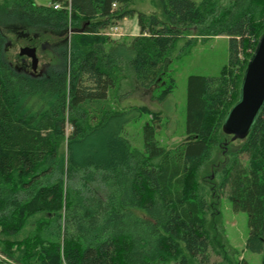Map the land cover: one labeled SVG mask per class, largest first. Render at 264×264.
Instances as JSON below:
<instances>
[{
  "label": "trees",
  "instance_id": "16d2710c",
  "mask_svg": "<svg viewBox=\"0 0 264 264\" xmlns=\"http://www.w3.org/2000/svg\"><path fill=\"white\" fill-rule=\"evenodd\" d=\"M157 1L165 20L132 7L133 0L0 4V17L49 30L45 41L60 43L62 65L39 77L16 69L5 58L0 25V264L207 262L210 248L220 251L206 214L220 210L198 176L215 147L226 156L215 165L222 170L217 191L247 213L246 248L262 254L264 264V108L239 148L221 141L264 32V0ZM133 16L141 35L130 43L102 36ZM193 28L195 37L228 36L229 62L220 76H189L186 141L167 149L149 122L143 148L135 147L127 126L149 108L112 107L118 67L128 61L142 87L166 83V59ZM172 90L168 85L158 98ZM31 219L35 230L14 239Z\"/></svg>",
  "mask_w": 264,
  "mask_h": 264
},
{
  "label": "rangeland",
  "instance_id": "374dc122",
  "mask_svg": "<svg viewBox=\"0 0 264 264\" xmlns=\"http://www.w3.org/2000/svg\"><path fill=\"white\" fill-rule=\"evenodd\" d=\"M35 1L37 4L51 5L54 0ZM195 1L200 3L202 0ZM4 2L5 0H0V4ZM225 2L227 0H221V3ZM132 7L149 14L154 13L165 20L161 4L157 0H133ZM0 19V25H2L7 36L4 49L5 58L13 67L18 70L34 72L32 59L20 53L21 49L27 46L35 47L37 50L38 69H40L38 75H47L51 68L62 66L58 63L56 54V46L60 43L45 41V34L49 33V30L31 28L25 20L19 17L7 18L2 16ZM122 21L117 24L119 28ZM195 30V28L186 30L167 57L165 67L167 73L163 75L166 83L159 82L158 85L150 88L142 87L128 61H123L119 65L121 81L116 90L111 89L110 91L109 102L112 107L124 109L128 105H145L149 108L138 120L127 126L128 137L133 146L143 148V126L149 122L155 125L157 140L167 149L175 148L190 137L186 132L188 78L192 74L220 76L224 66L228 64L230 56V39L228 36L195 37ZM104 34L102 36H110L107 32ZM124 34L121 32V37L117 40L125 39L127 43H130L135 37L141 35V33L139 35L128 33L126 36ZM190 37H195V39L187 44L186 42ZM58 39L60 40V38ZM56 58L57 61L54 62ZM168 85H173L172 92L164 99H159L158 95ZM71 130V125H67V134ZM221 141L222 146H229L231 150H236L243 142L241 139L232 140L230 135H225ZM64 145L66 146V144ZM103 149L106 150L107 145L103 144ZM223 150L222 147H215L213 157L198 176L202 180L203 186L209 189L207 192L209 200L211 202L219 201L216 208L220 210L219 213L215 209L214 214L210 212L206 214L208 229L211 234L214 233L216 249L220 253L218 255L210 248L209 259L203 264H219V262H224V259L228 264H263L262 254L251 252L246 248V240L249 235L247 213L234 211L231 200L227 196H220L217 191V183L220 181L222 170L215 165L225 160L226 156ZM90 151L88 147L83 148L85 153ZM212 187L216 188L215 191ZM35 228L34 220L31 219L23 229V234H19L14 239L24 238ZM16 255H18V251ZM193 264H199V262L194 261Z\"/></svg>",
  "mask_w": 264,
  "mask_h": 264
},
{
  "label": "water",
  "instance_id": "95a60500",
  "mask_svg": "<svg viewBox=\"0 0 264 264\" xmlns=\"http://www.w3.org/2000/svg\"><path fill=\"white\" fill-rule=\"evenodd\" d=\"M21 55L32 59V69L38 68L35 47H24ZM264 108V32L245 70L239 100L230 109L223 122V131L232 140L244 139L250 133Z\"/></svg>",
  "mask_w": 264,
  "mask_h": 264
},
{
  "label": "crops",
  "instance_id": "0c3cea01",
  "mask_svg": "<svg viewBox=\"0 0 264 264\" xmlns=\"http://www.w3.org/2000/svg\"><path fill=\"white\" fill-rule=\"evenodd\" d=\"M121 23L122 24H120V29H121L122 33H125L124 34L125 36L128 33L132 34V35H139L140 34V27L138 24L137 16L125 18ZM130 31H133V32H130ZM113 41H120V40L115 39ZM118 68H120V67H118ZM119 72H120V69H119ZM135 106H142V105H135Z\"/></svg>",
  "mask_w": 264,
  "mask_h": 264
},
{
  "label": "built area",
  "instance_id": "2783aa9c",
  "mask_svg": "<svg viewBox=\"0 0 264 264\" xmlns=\"http://www.w3.org/2000/svg\"><path fill=\"white\" fill-rule=\"evenodd\" d=\"M114 6H116V4H114ZM60 7H61L60 4H56L55 5V8H60ZM109 29H110V31H109ZM109 29L106 30V32H107L108 35H110V37H112V38H119V37H121V30H120V28H119L118 25H114V26H112Z\"/></svg>",
  "mask_w": 264,
  "mask_h": 264
},
{
  "label": "flooded vegetation",
  "instance_id": "af4514ba",
  "mask_svg": "<svg viewBox=\"0 0 264 264\" xmlns=\"http://www.w3.org/2000/svg\"><path fill=\"white\" fill-rule=\"evenodd\" d=\"M34 73H35V75H36V76H38V77H39L40 75H38V74H40V69H38V68H37V70H35V72H34Z\"/></svg>",
  "mask_w": 264,
  "mask_h": 264
}]
</instances>
